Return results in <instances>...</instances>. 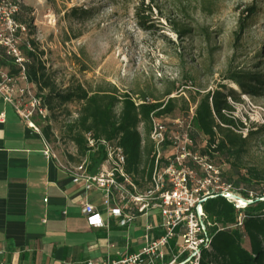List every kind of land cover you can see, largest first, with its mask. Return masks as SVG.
I'll use <instances>...</instances> for the list:
<instances>
[{
	"label": "rangeland",
	"instance_id": "374dc122",
	"mask_svg": "<svg viewBox=\"0 0 264 264\" xmlns=\"http://www.w3.org/2000/svg\"><path fill=\"white\" fill-rule=\"evenodd\" d=\"M22 5L27 10L20 21L26 24L20 26L15 44L20 49L29 40L35 42L58 90L75 84L89 91L111 85L134 98L140 93L160 97L174 82L192 107L196 93L213 94L224 87V94L238 96L239 102L227 101L244 127L242 136L264 127V0H0L2 33ZM250 6L256 12L240 32L239 21ZM72 8L87 13L82 17ZM141 17L151 30L139 26ZM181 26L190 30L187 37L175 33ZM236 71L259 73V90H240L229 80ZM76 109L70 103L53 112L49 123L56 136ZM180 116L182 111H177L173 118ZM33 121L41 130L47 120ZM51 144L56 151L67 148L62 140ZM202 146L203 139L197 138L194 151ZM223 161L220 170L225 171L235 160ZM238 161L240 174L252 169L264 176V130L248 140ZM263 188L256 184L250 195ZM173 248L175 254L178 249Z\"/></svg>",
	"mask_w": 264,
	"mask_h": 264
},
{
	"label": "trees",
	"instance_id": "16d2710c",
	"mask_svg": "<svg viewBox=\"0 0 264 264\" xmlns=\"http://www.w3.org/2000/svg\"><path fill=\"white\" fill-rule=\"evenodd\" d=\"M25 6H19L13 19L18 26L25 25L20 21V15L26 11ZM73 14L84 17L86 11ZM245 17L239 21V31L244 30L247 20L256 12L254 6L245 9ZM242 12V15H243ZM139 26L151 30V25L141 17ZM174 31L180 37H187L190 30L187 27H175ZM36 44L29 40L20 46L25 59L24 74L27 82L34 88L48 111L46 125L42 127L43 137L50 143L56 144L62 140L71 143L75 148L78 164L85 159V170L94 174L106 155L99 146L95 151L87 147V135L93 140H104L121 147L125 156L124 169L133 177L135 184L141 189L149 187L150 177L154 167L153 144L149 138L151 131V117L163 119L173 118L177 111L188 115L189 102L180 94L179 88L172 82L160 97L150 93H140L136 98L129 93H120L111 85L98 87L89 91L81 84L68 85L63 91L57 89L53 78L36 52ZM0 69L9 76L19 75L20 68L14 58L7 55L0 46ZM232 83L237 84L245 94L256 93L260 88L259 73L233 72L229 76ZM219 91L210 93H196L191 98L194 107L190 121V138L192 149L196 148V139H203V146L199 154L207 157L208 161L220 168L223 160L230 162L225 171L221 170L222 179L232 188L239 191L245 199L252 200L242 211H238L233 204L222 197L207 199L202 204L203 212L211 224L207 228L211 236L208 250L201 253L199 264H264V188L255 195L250 191L255 185L264 184V176L248 170V174H240L238 159L245 152L248 140L259 135L264 127L242 136L243 125L232 116L233 107L227 98L239 102L233 91L229 95ZM182 107L179 108V103ZM77 104L75 115L64 123L60 137L56 136L49 123L50 117L56 109L67 104ZM68 116L70 113L67 114ZM254 179V180H252ZM245 189H241V186ZM243 215L238 225V215Z\"/></svg>",
	"mask_w": 264,
	"mask_h": 264
},
{
	"label": "built area",
	"instance_id": "2783aa9c",
	"mask_svg": "<svg viewBox=\"0 0 264 264\" xmlns=\"http://www.w3.org/2000/svg\"><path fill=\"white\" fill-rule=\"evenodd\" d=\"M7 24V31H0V46L7 55L14 58L21 70L19 75L12 77L0 69V96L14 107L30 128L41 134L33 118L46 120L48 111L24 74L25 59L15 44L17 32L22 27L11 19ZM193 109V106L190 107L188 115L176 118L151 117L149 138L153 144L154 167L146 190H141L133 177L126 173L124 153L115 143L95 141L87 135L88 149L95 151L101 146L106 155L97 171L89 174L85 170V159L77 165L59 162L51 143L43 137V156L55 160L70 175L71 182L81 183L84 191L99 190L102 207L109 216L119 219L120 226L131 225L137 215L147 216L152 211H156L159 216L162 235L152 239L149 236L151 227L146 225L144 244L137 253L123 254L118 260H87L84 264L163 263L165 249L169 247L171 240L177 238L180 239L177 244L178 252L165 264H199L201 253L208 250L211 244V236L207 231L211 224L203 212V202L222 197L238 211L247 206L232 197L236 195L243 198L238 190L223 181L220 168L192 149L189 134ZM80 212L88 225H104L101 216L91 204L81 202ZM242 218L243 215L239 213L238 225ZM181 257L184 258L179 261Z\"/></svg>",
	"mask_w": 264,
	"mask_h": 264
},
{
	"label": "crops",
	"instance_id": "0c3cea01",
	"mask_svg": "<svg viewBox=\"0 0 264 264\" xmlns=\"http://www.w3.org/2000/svg\"><path fill=\"white\" fill-rule=\"evenodd\" d=\"M42 149V132L30 128L0 96L1 263L84 264L87 260H118L123 254L141 249L146 225L151 227L152 239L162 235L156 211L137 215L131 225L120 226L119 219L109 216L102 207L99 190L86 192L81 183L73 184L55 160L43 156ZM54 151L59 162L78 164L71 143L64 150ZM81 202L96 209L102 227L88 225L80 212ZM172 243L177 248L178 238L165 249L164 264L178 252L173 253Z\"/></svg>",
	"mask_w": 264,
	"mask_h": 264
},
{
	"label": "water",
	"instance_id": "95a60500",
	"mask_svg": "<svg viewBox=\"0 0 264 264\" xmlns=\"http://www.w3.org/2000/svg\"><path fill=\"white\" fill-rule=\"evenodd\" d=\"M232 197L235 198V199H238V200H242L247 205L252 203V200H245V199H243L241 197H238L236 195H232ZM259 200L264 201V197L263 198H260Z\"/></svg>",
	"mask_w": 264,
	"mask_h": 264
},
{
	"label": "bare ground",
	"instance_id": "6f19581e",
	"mask_svg": "<svg viewBox=\"0 0 264 264\" xmlns=\"http://www.w3.org/2000/svg\"><path fill=\"white\" fill-rule=\"evenodd\" d=\"M240 202H241V203H243V201H242V200H240Z\"/></svg>",
	"mask_w": 264,
	"mask_h": 264
}]
</instances>
